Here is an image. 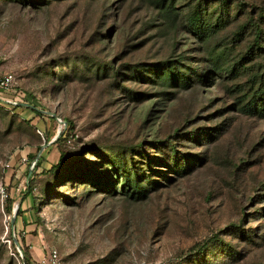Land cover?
<instances>
[{
    "label": "rangeland",
    "instance_id": "374dc122",
    "mask_svg": "<svg viewBox=\"0 0 264 264\" xmlns=\"http://www.w3.org/2000/svg\"><path fill=\"white\" fill-rule=\"evenodd\" d=\"M6 74L0 264H264V0H0Z\"/></svg>",
    "mask_w": 264,
    "mask_h": 264
},
{
    "label": "trees",
    "instance_id": "16d2710c",
    "mask_svg": "<svg viewBox=\"0 0 264 264\" xmlns=\"http://www.w3.org/2000/svg\"><path fill=\"white\" fill-rule=\"evenodd\" d=\"M190 22H191V26L193 28V30L195 31H198L200 29V22H199V14L198 13H194L193 16L191 17L190 19ZM2 96H0V100H2ZM15 106L16 107H21V108H24L30 112H34V115L30 117V119L34 118V116L38 115V109L33 106V105H30L28 103H22V102H16L15 103ZM246 109H251V105L250 104H247L246 105ZM26 120H29V119H26ZM66 124H67V127L65 128V130L56 138L55 141H59L61 139L63 140H68L70 135L68 133V131H70L71 129V125L68 124V122L66 121ZM42 146H38L37 147V151L35 154L33 155H30V158L32 160V162H34V167L32 169V172L30 173V168H28L27 170V175H29L28 177V180L30 181L33 177L36 176V172L38 169V167L41 166V161L43 159V156L42 155H39L37 157V152L40 150ZM64 163V153L61 151L59 153V158H58V161L55 163V164H51V166L46 169V168H43L42 171L40 173H47V172H53L54 170H56L58 167H60L62 164ZM128 176V175H127ZM129 177V176H128ZM128 177H126V179H129ZM142 188L141 186V183L140 182H137V189L140 190ZM31 193V188H30V185L27 183V186H26V191L24 192L23 194V197L22 199L26 198L29 194ZM12 202V200H9V204ZM8 207H10L8 205ZM10 210V208H8ZM21 212V205L18 206L17 210H16V214H19ZM14 224V223H13ZM22 247V246H21ZM22 250H23V253H24V256H23V261L26 262V261H30L31 258H30V254L28 252V248L26 246L22 247Z\"/></svg>",
    "mask_w": 264,
    "mask_h": 264
},
{
    "label": "built area",
    "instance_id": "2783aa9c",
    "mask_svg": "<svg viewBox=\"0 0 264 264\" xmlns=\"http://www.w3.org/2000/svg\"><path fill=\"white\" fill-rule=\"evenodd\" d=\"M12 82H13V78H12V75H10V74H6V75L0 77V89L1 90H8L9 88H11L13 86ZM39 133H41V132L39 131ZM2 193H4V189H2Z\"/></svg>",
    "mask_w": 264,
    "mask_h": 264
},
{
    "label": "water",
    "instance_id": "95a60500",
    "mask_svg": "<svg viewBox=\"0 0 264 264\" xmlns=\"http://www.w3.org/2000/svg\"><path fill=\"white\" fill-rule=\"evenodd\" d=\"M42 149H43V147L40 148L39 153L41 152ZM39 153H38V154H39ZM38 156H39V155H37V157H38ZM15 211H16V209H15ZM14 220H15L14 217H12V219H11V224H12V225H13V223H14Z\"/></svg>",
    "mask_w": 264,
    "mask_h": 264
}]
</instances>
